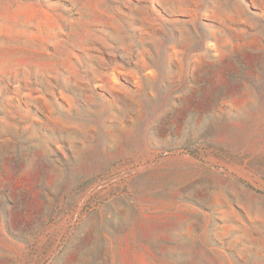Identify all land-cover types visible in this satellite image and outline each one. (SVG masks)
Returning <instances> with one entry per match:
<instances>
[{
    "label": "rangeland",
    "instance_id": "rangeland-1",
    "mask_svg": "<svg viewBox=\"0 0 264 264\" xmlns=\"http://www.w3.org/2000/svg\"><path fill=\"white\" fill-rule=\"evenodd\" d=\"M0 264H264V0H0Z\"/></svg>",
    "mask_w": 264,
    "mask_h": 264
}]
</instances>
